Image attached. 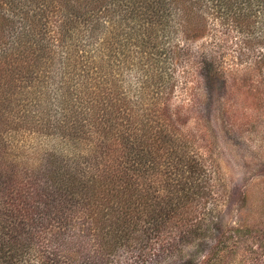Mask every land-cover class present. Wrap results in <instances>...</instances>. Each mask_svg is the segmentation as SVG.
<instances>
[{
  "label": "trees",
  "instance_id": "obj_1",
  "mask_svg": "<svg viewBox=\"0 0 264 264\" xmlns=\"http://www.w3.org/2000/svg\"><path fill=\"white\" fill-rule=\"evenodd\" d=\"M211 17L264 74V0H0V264L147 263L209 234L230 247L245 223L208 219L213 174L171 101L181 40ZM193 68L186 86L225 88L212 61Z\"/></svg>",
  "mask_w": 264,
  "mask_h": 264
},
{
  "label": "rangeland",
  "instance_id": "obj_2",
  "mask_svg": "<svg viewBox=\"0 0 264 264\" xmlns=\"http://www.w3.org/2000/svg\"><path fill=\"white\" fill-rule=\"evenodd\" d=\"M211 21L212 32L205 37L181 40L186 54L177 64L172 110L180 113L178 130L193 139L213 174L218 201L208 209V219L218 218L226 229L245 226L228 248L209 234L182 243L173 254L160 247L147 263L132 257L123 264H264V74L247 69L254 57L241 44V33L214 17ZM208 60L218 75L213 83L225 86L214 95L199 88L204 78L198 74L186 86V72L180 73L195 64L205 67Z\"/></svg>",
  "mask_w": 264,
  "mask_h": 264
}]
</instances>
